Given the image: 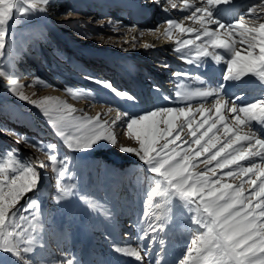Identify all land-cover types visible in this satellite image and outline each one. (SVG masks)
I'll return each mask as SVG.
<instances>
[{"label": "snow or ice", "instance_id": "1", "mask_svg": "<svg viewBox=\"0 0 264 264\" xmlns=\"http://www.w3.org/2000/svg\"><path fill=\"white\" fill-rule=\"evenodd\" d=\"M154 2L165 13L175 9L182 14V19H166L160 33L174 41L173 51L182 59L192 64L210 57L226 65L223 83L217 87L178 90L177 99L186 102L185 106L156 107L138 115L117 109L112 119L103 118L113 111L111 108L95 117L77 116V109L59 97L30 99L24 88L32 85L21 84L2 64L0 80L7 81L12 95L40 110L67 150L84 152L106 143L122 153L134 154L145 166V175L137 177V182L145 186L142 220L146 227L141 228L142 235L137 237L140 242L135 245L113 241V253L144 264L151 249L144 240L152 239L151 233L183 225L195 235L175 264H264V0L250 4L231 22H225L224 17L233 11L234 0ZM49 3L0 0V62L11 51V24L45 13ZM149 31L155 34L160 30ZM184 75L173 73L177 78ZM86 79L116 97L136 100L110 81L92 76ZM228 82L240 89L235 99L225 96ZM34 83L44 84L39 77ZM245 90L259 95L243 102ZM64 91L76 99L89 98L88 93L70 87ZM193 98L213 99L210 107L201 103L193 108L189 102ZM254 125L260 126L259 134ZM117 126L123 127L126 139L135 146L119 144ZM16 135L17 143L23 139L25 144L45 151L48 163L32 157L21 159L16 150L0 149V264H49L37 256L45 247L40 201L35 198L42 179L37 169L50 168L54 174L56 182L50 198L55 205L66 207L74 198L89 211L98 212L102 205L94 197L78 194L74 173L69 171L70 159L59 156V145L49 143L45 148L42 143ZM201 164L203 170H197ZM21 200L25 202L21 204ZM105 216L110 218L111 213L106 211ZM128 236L124 233L125 238ZM159 245L161 252L148 264H164L161 253L165 240L159 239ZM54 264H77V260L62 253Z\"/></svg>", "mask_w": 264, "mask_h": 264}, {"label": "rangeland", "instance_id": "2", "mask_svg": "<svg viewBox=\"0 0 264 264\" xmlns=\"http://www.w3.org/2000/svg\"><path fill=\"white\" fill-rule=\"evenodd\" d=\"M77 1L81 2L82 6L90 4L89 1ZM150 2L149 4L154 5L153 1ZM231 16H234L233 11ZM76 17L80 18L83 16H79V14L78 16L72 15L70 0H50L45 13H36L28 18H21L15 25L11 24L9 29L13 33V38L9 41L11 51L10 54L6 53L7 58L0 62V64L7 71L14 73L19 78L21 84L32 85L24 88L25 94L32 100H40L48 96L59 97L77 109L75 113L77 116L87 114L88 116L93 115L95 117L97 114L93 110L95 106L105 109V113L108 112L109 108L117 110L118 108L116 109L115 107L118 106L130 114L132 112L138 114L140 109L134 107L132 101L126 100L124 103L127 104L121 103V100L124 99L116 97L110 90L86 79L87 76H92L98 80L110 81L116 89L123 91L117 86V82L115 83L116 74L110 75L108 72H93L90 69L94 66L91 65L92 62L87 57H90L88 55H92L94 61L98 59L100 62L106 60L108 68H113L112 60L115 56L119 57L116 55L119 53L122 58L120 59L121 61L119 58L116 59L117 62L120 61L124 64L125 69L129 66L135 67L137 60H145L144 55H137V53L148 49L151 50L152 48L146 49L144 47L145 44L151 43L147 37H153L154 39L160 37L162 28H159L160 31L153 34L149 31L153 27L146 29L142 27L144 34L136 35L135 31L138 24L137 26H132L126 23V26H121L120 22L118 23L120 19L113 15L105 16L99 12L87 13L85 18L89 19L88 23L83 19V22L70 24V19ZM179 17L180 19L183 18L181 13L176 18ZM93 20L96 21L92 22ZM68 28L71 29L66 30ZM130 32L133 33V36H130ZM144 36L147 37L143 39ZM134 37H136L135 41L129 43ZM98 38L101 39L99 42L91 44V41ZM108 44H113V46H109ZM172 44L174 48V41ZM48 48L54 50V56L51 63L47 65L42 62V58L47 54ZM164 48L167 49V46ZM158 50H160V47ZM55 53L62 57L56 56ZM170 53L173 55V52ZM154 54L153 51L145 61H155L160 65V70L166 71L164 69L165 65L159 60L163 56H158L160 54H155V56ZM33 55L37 56L35 60L33 59ZM36 60H39L41 65ZM96 65L99 67L102 64ZM36 77H39L44 84H35L34 78ZM65 87L84 91L89 94V98L76 99L64 91ZM81 105H86V108L80 109ZM148 106L149 104H147ZM122 110L121 112H123ZM110 113L104 116V119H109L108 115ZM0 129L10 130L8 132L0 131V149L16 150L21 159L32 157L48 163V156L45 151H38L36 148L25 144L23 139L20 140V143H17L18 136L16 134H19L20 137L26 136L37 143H42L45 148L49 143L59 145V156L61 158L67 156L70 159L69 171L74 173V182L78 184V194L94 197L102 205L101 210L98 212L89 211L78 198H74L66 207L55 205L50 197L54 190L56 178L52 173L47 175L41 180L40 190L35 193V198L40 201V216L43 224L42 242L45 245L44 249L38 251V258L42 257L49 264L57 262L61 258V254L65 252L64 250H68L76 245L74 242L77 238L83 239L78 233L79 226L84 229L86 234L96 237L97 234L103 235L105 224L107 226L115 224L118 216L123 213V209L120 206L121 195L123 192L124 194L127 192V188L124 187L123 189L122 184L117 185V187L115 185L121 177L129 176L131 179L134 175L139 174L138 171L142 170L141 167L136 165L139 163V160L134 154L122 153L118 147L113 148L106 143L102 147L84 152H71L67 150L63 147L60 138L55 134L40 110L32 104L21 101L12 95L7 90L6 80H0ZM115 132L120 145L135 146L132 141L126 139L122 126H117ZM83 154H89V161L82 158ZM111 156L123 158L126 162H115ZM131 163L135 164V166L131 165ZM126 165L131 167L127 168L126 172H124L123 169ZM119 170L122 172H119ZM94 176L98 180V186L94 182L92 184L95 187L87 186ZM115 177H118V180ZM114 180L116 182H114L113 189L118 193L114 197L112 195L114 190H112L106 196L104 190H107L108 185ZM141 186L140 184L139 187ZM28 195L33 194L29 193ZM130 195L131 197L134 196L133 190L130 192ZM111 198L116 202L114 203ZM24 202V200H21L20 203L23 204ZM112 205L116 210L110 211ZM127 208H129V203H127ZM106 211L111 213L110 218H106ZM122 219L126 218L122 217ZM98 220H101V222Z\"/></svg>", "mask_w": 264, "mask_h": 264}, {"label": "bare ground", "instance_id": "3", "mask_svg": "<svg viewBox=\"0 0 264 264\" xmlns=\"http://www.w3.org/2000/svg\"><path fill=\"white\" fill-rule=\"evenodd\" d=\"M82 1H85V2H88L89 1V3H91L92 1L91 0H82ZM91 1V2H90ZM103 1H106V0H103ZM107 1H109V4L110 5H112V4H119L120 6L121 5H125V3L126 4H128V6L129 7H131L132 6V4H134L135 2H134V0H107ZM116 3H115V2ZM136 1H138V0H136ZM152 1V0H151ZM240 2V0H238L235 4H234V7H235V5L236 4H238ZM257 1H250L249 3H248V6L250 5V4H253V3H256ZM149 3H151V2H149ZM148 3V4H149ZM142 9H144V10H147L148 11V7H144V8H142ZM230 14H232V12L230 13ZM72 15H73V13H72ZM177 16L176 15H174V19H180V18H176ZM79 19H83V17H80ZM92 19H95V18H92ZM143 19H145V18H143ZM82 21V20H81ZM96 20H93L92 22H95ZM16 23H18V22H16ZM16 23H13V25H15ZM166 24H163V26H162V24L161 25H159V26H162V27H160V28H162V32H163V29H164V26H165ZM161 32V33H162ZM131 34H130V36L132 35L133 36V33L132 32H130ZM135 34V33H134ZM137 34H139V33H136V35ZM106 35V34H105ZM145 37H147V36H144L143 37V39L145 38ZM136 38V37H135ZM150 41H151V45H154V47H152L151 48V54L153 53V51H154V53L156 54V55H158V54H160V51L158 50V48L160 47L159 45L161 44H163L165 41L164 40H166V41H170V40H168V39H166L165 37H163L162 35L160 36V37H158V38H153V37H147ZM103 39V38H102ZM99 40H101L100 38H98V39H95V40H93V41H91V44H93V43H96V42H99ZM132 42H134V40H131L129 43H132ZM166 44V46H167V49H165L164 47V49L165 50H173L174 48H173V45H171V43H169V42H166L165 43ZM109 46H113V44H108ZM94 46V45H93ZM163 52V51H162ZM164 53V52H163ZM154 54V55H155ZM117 56H120V54L118 53V54H116ZM153 55V56H154ZM155 55V56H156ZM163 54L161 53L160 55H158V56H162ZM106 56H108V55H106ZM143 58V57H142ZM60 60V59H59ZM62 61V60H61ZM59 62V61H58ZM201 63H203V64H208L209 66H212V68L211 69H208V70H206L205 71V73L207 74V76H208V78H209V80H211V82H214V76H216V75H218L219 74V64L218 63H216L214 60H212L210 57L209 58H207V59H205V60H203ZM183 66H187L186 64L185 65H183ZM160 67V66H159ZM184 72H188V69H185V70H183ZM172 72V71H171ZM177 72H181V70L180 69H177ZM156 78H159V79H163L166 75H167V73H166V71H163L162 69L160 70H156ZM142 74H140V76H141ZM117 77H115V83L117 82ZM148 99V98H147ZM141 101H143V100H141ZM201 104V103H200ZM200 104H196V105H192L193 106V108H195V107H198ZM204 104V103H203ZM75 106V105H74ZM204 106L205 107H210V106H206L205 104H204ZM96 107V108H95ZM95 107H93V110L94 111H96V113H105L104 111H105V109H102V108H98L97 106H95ZM86 108V105H81L80 106V109H85ZM152 109H154L153 108V106L151 107ZM150 108V104H149V106L147 107V109L148 110H150L151 109ZM111 109H113V108H111ZM138 110V109H137ZM97 115V114H96ZM115 115H116V110H113V112H111L109 115H108V117H109V119H112V118H114L115 117ZM91 116V115H90ZM92 117H94L93 115H92ZM103 118H105V117H103ZM197 119H199V116H197ZM220 135L222 136L223 135V132H222V130H221V133H220ZM113 147V146H112ZM113 148H115V147H113ZM90 154V153H89ZM79 155H81V154H79ZM83 155H88V154H83ZM79 158V157H78ZM85 159H86V157H85ZM82 160V159H81ZM80 160V161H81ZM88 161H89V159H88ZM258 161V160H257ZM86 162V161H85ZM84 164V163H83ZM98 167V166H97ZM204 168V167H203ZM203 168H201V170H203ZM234 182V181H233ZM247 187V186H246Z\"/></svg>", "mask_w": 264, "mask_h": 264}]
</instances>
